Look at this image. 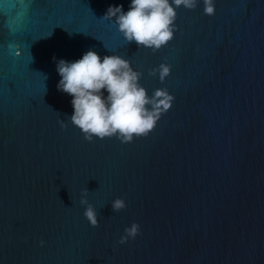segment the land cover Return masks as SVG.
<instances>
[{"label":"water","instance_id":"95a60500","mask_svg":"<svg viewBox=\"0 0 264 264\" xmlns=\"http://www.w3.org/2000/svg\"><path fill=\"white\" fill-rule=\"evenodd\" d=\"M130 3L0 0V264H264V0L180 7L156 52L101 19ZM89 50L173 96L146 137L88 142L71 125L55 62Z\"/></svg>","mask_w":264,"mask_h":264},{"label":"clouds","instance_id":"9594fccd","mask_svg":"<svg viewBox=\"0 0 264 264\" xmlns=\"http://www.w3.org/2000/svg\"><path fill=\"white\" fill-rule=\"evenodd\" d=\"M197 3L198 0H131L126 12L122 6H109L101 19L113 22L126 44L135 42L139 48L156 52L173 39L176 9L192 10ZM202 3L203 14L214 15V0H202ZM55 63L60 76L57 90L72 97L70 123L88 142L93 138L115 137L126 144L134 138L146 137L172 106L174 98L166 89H157L149 97L139 84L142 73L133 70L129 61L118 55L101 58L89 50L73 62L60 59ZM157 73L163 82L170 74V66L162 63L148 75ZM60 126L66 127L64 123ZM88 194L84 189L79 203L85 209V219L95 228L97 213L86 199ZM111 207L113 212H119L125 208V202L117 198ZM124 233L119 244L134 239L139 234V226L134 223Z\"/></svg>","mask_w":264,"mask_h":264}]
</instances>
